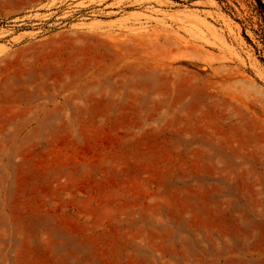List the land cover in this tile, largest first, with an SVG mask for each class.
<instances>
[{
    "label": "rangeland",
    "instance_id": "rangeland-1",
    "mask_svg": "<svg viewBox=\"0 0 264 264\" xmlns=\"http://www.w3.org/2000/svg\"><path fill=\"white\" fill-rule=\"evenodd\" d=\"M0 264H264L256 0H0Z\"/></svg>",
    "mask_w": 264,
    "mask_h": 264
},
{
    "label": "trees",
    "instance_id": "trees-1",
    "mask_svg": "<svg viewBox=\"0 0 264 264\" xmlns=\"http://www.w3.org/2000/svg\"><path fill=\"white\" fill-rule=\"evenodd\" d=\"M256 4L259 12L264 17V2H261L260 0H256Z\"/></svg>",
    "mask_w": 264,
    "mask_h": 264
}]
</instances>
